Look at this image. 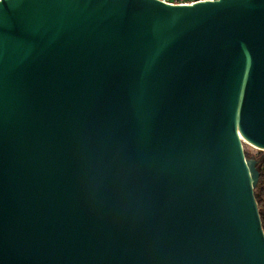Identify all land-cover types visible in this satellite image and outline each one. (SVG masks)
<instances>
[{
  "label": "water",
  "instance_id": "water-1",
  "mask_svg": "<svg viewBox=\"0 0 264 264\" xmlns=\"http://www.w3.org/2000/svg\"><path fill=\"white\" fill-rule=\"evenodd\" d=\"M264 0H0V264H264Z\"/></svg>",
  "mask_w": 264,
  "mask_h": 264
},
{
  "label": "trees",
  "instance_id": "trees-1",
  "mask_svg": "<svg viewBox=\"0 0 264 264\" xmlns=\"http://www.w3.org/2000/svg\"><path fill=\"white\" fill-rule=\"evenodd\" d=\"M260 175H259V180L257 183V186L255 188V196L258 201V205L260 208V214H261V219L264 227V162L259 169Z\"/></svg>",
  "mask_w": 264,
  "mask_h": 264
},
{
  "label": "rangeland",
  "instance_id": "rangeland-1",
  "mask_svg": "<svg viewBox=\"0 0 264 264\" xmlns=\"http://www.w3.org/2000/svg\"><path fill=\"white\" fill-rule=\"evenodd\" d=\"M243 147L247 159L249 161H255L257 168L260 169L264 162V150L251 147L245 143H243Z\"/></svg>",
  "mask_w": 264,
  "mask_h": 264
},
{
  "label": "built area",
  "instance_id": "built-area-1",
  "mask_svg": "<svg viewBox=\"0 0 264 264\" xmlns=\"http://www.w3.org/2000/svg\"><path fill=\"white\" fill-rule=\"evenodd\" d=\"M170 5H193L201 2H213L218 0H159Z\"/></svg>",
  "mask_w": 264,
  "mask_h": 264
},
{
  "label": "bare ground",
  "instance_id": "bare-ground-1",
  "mask_svg": "<svg viewBox=\"0 0 264 264\" xmlns=\"http://www.w3.org/2000/svg\"><path fill=\"white\" fill-rule=\"evenodd\" d=\"M240 138L242 140L243 143L251 146V147H255V148H258V149H261L259 148L258 146H256L255 144L251 143L250 141H248L246 138H244L241 134H240Z\"/></svg>",
  "mask_w": 264,
  "mask_h": 264
}]
</instances>
